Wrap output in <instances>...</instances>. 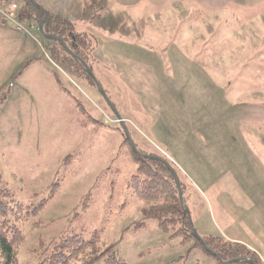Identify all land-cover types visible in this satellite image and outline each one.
Wrapping results in <instances>:
<instances>
[{
	"label": "rangeland",
	"instance_id": "rangeland-1",
	"mask_svg": "<svg viewBox=\"0 0 264 264\" xmlns=\"http://www.w3.org/2000/svg\"><path fill=\"white\" fill-rule=\"evenodd\" d=\"M36 1L110 30L88 37V58L135 149L93 83L56 62L38 30L36 41L0 21V184L37 204L60 180L20 224L19 264H38L64 235L88 240L95 230L94 254L114 245L126 264H218L213 238L264 264V0ZM31 15L42 20L29 8L26 25ZM110 38L129 49L106 53ZM131 151L172 165L205 248L159 227L155 215L175 213L176 198L132 192Z\"/></svg>",
	"mask_w": 264,
	"mask_h": 264
},
{
	"label": "trees",
	"instance_id": "trees-1",
	"mask_svg": "<svg viewBox=\"0 0 264 264\" xmlns=\"http://www.w3.org/2000/svg\"><path fill=\"white\" fill-rule=\"evenodd\" d=\"M21 6L26 11L31 8L33 12H36L40 20L45 16V12L40 10L29 0H24ZM44 30L48 34H54L61 37L66 42L67 46L75 54L84 59L92 68L88 58V54L92 51L90 50L92 47H90L88 43L89 35L87 33L77 32L76 25L72 20L59 14L49 12L48 19L44 24ZM47 42L51 45L49 48L51 57H54L56 62L58 61L67 67L73 75L89 79L96 87V84L87 74L81 62L74 58L66 47L58 41L47 39ZM58 82H60L59 78ZM123 135L125 136L124 132ZM124 142H128L126 136ZM131 153L138 163L137 169L132 174L129 181V188L132 192L139 198L149 201H165L171 200V198L174 197L179 203L175 213H171L170 216L159 214L155 215L158 219L159 227L168 232L172 230L171 236L173 237L182 236L184 243L194 239L195 245L205 248L191 232L192 229L188 214L185 212L184 207L181 204L178 188L170 170L160 161L144 158L134 151H131ZM72 157L73 155L67 156L65 161H70ZM161 157L165 158L164 156ZM59 181L60 180H57L53 183L48 197L41 200L37 204L23 203L17 198L15 191L7 188L5 184H0V264H19L15 248L23 236L20 224L27 220L32 214L38 213L44 207L46 202L54 196L57 187L60 185ZM89 198L90 194L85 196L83 209L88 206L87 200ZM76 215H78V213ZM183 216L185 218L184 221ZM145 224L146 223L144 221H141L135 225V228L139 229ZM180 224L187 226L189 230ZM100 232L101 230H95L88 240L83 237L82 232H75L62 236L58 242L50 245V252L46 254L38 264H72L74 260L78 261L77 264H126V261L119 256L114 245L108 246L101 252L94 254V250L101 237ZM210 243L211 249L214 250L220 257V259H217L218 264H226L225 261L241 257L251 258L249 257L250 255L253 256V259H251L256 264H262L259 259L256 258V254L248 249L247 252L240 253L238 250L240 249L239 247H245L242 244H233L231 242L224 241L222 246H220V244L216 241V238L210 239ZM45 249L47 248L45 247ZM209 252L211 253V251ZM215 257L217 258L216 255ZM230 264L249 263L237 261Z\"/></svg>",
	"mask_w": 264,
	"mask_h": 264
},
{
	"label": "water",
	"instance_id": "water-1",
	"mask_svg": "<svg viewBox=\"0 0 264 264\" xmlns=\"http://www.w3.org/2000/svg\"><path fill=\"white\" fill-rule=\"evenodd\" d=\"M30 2H32L36 7H38L40 10L45 12V16L44 18L40 21L39 23V29L41 34L48 40H54V41H58L59 43H61L64 47H66V49L72 54V56L76 59H78L81 64L83 65V67L85 68L87 74L90 76V78L94 81V83L96 84V87L99 91V93L102 95V97L104 98V100L106 101L107 105L113 110L115 116L117 117V119L120 121V123L122 124V128L124 130V133L126 134L128 140L130 141L132 147L135 149V145L133 144V140L131 138V135L129 134V130L125 124V120L123 119L122 115L118 112V110L115 108V106L113 105L111 99L109 98V96L107 95L105 89L103 88V86L101 85L100 81L98 80L96 74L94 73V71L92 70V68L88 65V63L82 59L80 56H78L77 54H75L66 44V42L59 36L54 35V34H48L45 32L44 30V24L48 19L49 16V12L47 10H45L41 4H39L36 0H29ZM141 156H143L144 158H149V159H153V160H157L162 162L172 173L176 186L178 188V192H179V197L182 203V206L184 207L185 212L188 214V217L190 219V213H189V209L187 208V206L184 204V199H183V192H182V188H181V184L180 181L177 177V173L175 172L174 168L172 167V165L164 158H162L161 156H157V155H150V154H145V153H138ZM193 235L196 238H199L198 233L196 232V230H193ZM204 242V241H202ZM209 251H211V253H213L214 255H216L219 259V255L212 250L211 248H209ZM237 261H244L247 262L249 264H256L251 258L248 257H241V258H236V259H232V260H228L225 261L226 264H230L233 262H237Z\"/></svg>",
	"mask_w": 264,
	"mask_h": 264
},
{
	"label": "built area",
	"instance_id": "built-area-1",
	"mask_svg": "<svg viewBox=\"0 0 264 264\" xmlns=\"http://www.w3.org/2000/svg\"><path fill=\"white\" fill-rule=\"evenodd\" d=\"M20 0H0V21L10 23L17 31L27 34L34 40L38 41L32 30H39L37 20L32 17L29 25L24 20H28L27 11L21 6Z\"/></svg>",
	"mask_w": 264,
	"mask_h": 264
},
{
	"label": "crops",
	"instance_id": "crops-1",
	"mask_svg": "<svg viewBox=\"0 0 264 264\" xmlns=\"http://www.w3.org/2000/svg\"><path fill=\"white\" fill-rule=\"evenodd\" d=\"M107 3H111V0H105ZM72 20L75 25H76V30L79 33H87L90 37V39L92 40V38L94 36H99V35H107L110 30H108V28H103V27H99L93 24V22H91L92 20H86L85 17H78L75 19H70ZM108 25V24H107ZM109 27V25H108ZM112 29V27H111ZM109 35H111L109 33ZM113 39V38H112ZM111 38L109 39L110 42H108L107 44H105V48H106V53H110V51H114L115 49H119L120 54H124L125 50H128L129 48L124 45L123 43H121L120 41H111ZM94 42V41H93ZM112 42V43H111Z\"/></svg>",
	"mask_w": 264,
	"mask_h": 264
}]
</instances>
